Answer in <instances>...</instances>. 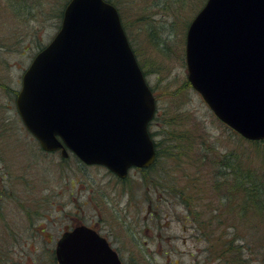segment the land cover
<instances>
[{
  "label": "rangeland",
  "instance_id": "1",
  "mask_svg": "<svg viewBox=\"0 0 264 264\" xmlns=\"http://www.w3.org/2000/svg\"><path fill=\"white\" fill-rule=\"evenodd\" d=\"M65 1L43 0L27 14L13 11L14 0H0V255L5 264H55L56 240L83 224L108 238L125 264H194L201 257V244L183 225V206L175 195L156 189L153 180L145 184L141 169H131L122 181L105 167L84 165L73 155L43 153L16 111L21 76L58 31ZM112 1L156 95V119L149 131L163 126L171 130L172 120L184 117L197 121L221 152L235 146L239 140L233 132L219 123L191 86H182L187 81L186 30L206 0L170 1L169 15L152 7L156 0ZM32 2L37 5L28 0ZM152 26L167 28L168 35L177 33L168 54L151 43L146 32Z\"/></svg>",
  "mask_w": 264,
  "mask_h": 264
},
{
  "label": "water",
  "instance_id": "2",
  "mask_svg": "<svg viewBox=\"0 0 264 264\" xmlns=\"http://www.w3.org/2000/svg\"><path fill=\"white\" fill-rule=\"evenodd\" d=\"M187 80L222 123L264 140V0H206L185 34ZM44 151H68L124 179L153 164L156 101L106 0H69L58 32L21 79L15 100ZM57 264H120L105 238L79 225L56 242Z\"/></svg>",
  "mask_w": 264,
  "mask_h": 264
},
{
  "label": "trees",
  "instance_id": "3",
  "mask_svg": "<svg viewBox=\"0 0 264 264\" xmlns=\"http://www.w3.org/2000/svg\"><path fill=\"white\" fill-rule=\"evenodd\" d=\"M14 1L10 5L13 11L24 10L27 14L43 5V0H36L37 5L28 0ZM21 1L25 2L22 6ZM68 1L59 12L60 19ZM107 1L118 9L130 41L119 7L112 0ZM170 1L175 4L182 0H156L152 7L169 15ZM166 30L152 26L146 32L163 54L169 53L177 36L176 31L175 35H168ZM163 33L168 39L161 36ZM130 44L133 47L131 41ZM139 65L145 74V65ZM182 86L186 89L190 85L184 81ZM181 118V123H177L179 119L172 120L171 130L163 126L156 132L149 131L151 137L161 135L162 139L155 141L154 163L142 170L144 183L149 185L153 180L156 189L166 188L179 199L183 206L180 219L191 228V237L201 244V257L194 264H259L264 256V140H245L224 125L239 142L221 152L217 142L206 138L197 121ZM161 143L165 144L163 149ZM4 259L0 255V264H5Z\"/></svg>",
  "mask_w": 264,
  "mask_h": 264
},
{
  "label": "flooded vegetation",
  "instance_id": "4",
  "mask_svg": "<svg viewBox=\"0 0 264 264\" xmlns=\"http://www.w3.org/2000/svg\"><path fill=\"white\" fill-rule=\"evenodd\" d=\"M17 94L18 93H16V96H15V99H16V97H17ZM15 99H14V103H15ZM43 153H46V154H55V153H58V152H51V153H47V152H45V151H42ZM81 225V224H80ZM75 226H78V225H75ZM74 226V227H75ZM74 227H71V228H68L67 230H65L64 232H66V231H69V230H71V229H73ZM63 232V233H64ZM62 233V234H63ZM61 234V235H62ZM61 235L59 236V238L61 237ZM103 238H105L106 239V241L109 243V245H110V247L116 252V254H117V256L119 257V259H120V261H121V264H125L124 263V260H123V257H122V254L120 253V251L118 250V249H115L113 246H112V244L110 243V241L108 240V238H106V237H104L103 235H101ZM58 238V239H59ZM58 239L56 240V242L58 241ZM56 245V244H55ZM52 258H54V260H55V264H57V261H56V251H55V249L52 251Z\"/></svg>",
  "mask_w": 264,
  "mask_h": 264
}]
</instances>
